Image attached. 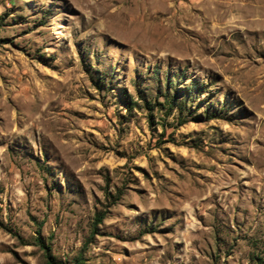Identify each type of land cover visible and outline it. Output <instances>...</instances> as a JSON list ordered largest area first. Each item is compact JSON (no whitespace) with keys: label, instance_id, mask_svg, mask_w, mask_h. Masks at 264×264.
Here are the masks:
<instances>
[{"label":"rangeland","instance_id":"374dc122","mask_svg":"<svg viewBox=\"0 0 264 264\" xmlns=\"http://www.w3.org/2000/svg\"><path fill=\"white\" fill-rule=\"evenodd\" d=\"M40 241L264 264V0H0V264Z\"/></svg>","mask_w":264,"mask_h":264},{"label":"trees","instance_id":"16d2710c","mask_svg":"<svg viewBox=\"0 0 264 264\" xmlns=\"http://www.w3.org/2000/svg\"><path fill=\"white\" fill-rule=\"evenodd\" d=\"M102 216L103 213L101 212V214H98L95 216V221L99 222L100 220H102ZM39 245L44 249V254L46 256L47 262L48 264H63L59 261H55L52 256L48 253V247L43 243V242H39Z\"/></svg>","mask_w":264,"mask_h":264}]
</instances>
